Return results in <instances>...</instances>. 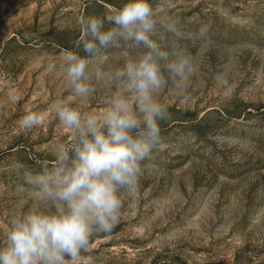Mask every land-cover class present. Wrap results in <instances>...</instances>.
I'll return each instance as SVG.
<instances>
[{
  "label": "rangeland",
  "instance_id": "374dc122",
  "mask_svg": "<svg viewBox=\"0 0 264 264\" xmlns=\"http://www.w3.org/2000/svg\"><path fill=\"white\" fill-rule=\"evenodd\" d=\"M125 2L0 0V227L31 205L25 173L49 164L67 135L51 115L30 132L18 127L27 109L66 96L63 74L45 72L46 61L65 49L84 55L74 46L77 18ZM157 11L176 22L160 42L191 53L196 72L186 99L162 92L170 118L160 122L161 145L124 194L119 223L94 237L88 255L93 264H264V0H163ZM123 54L93 62L92 107L109 91L102 73Z\"/></svg>",
  "mask_w": 264,
  "mask_h": 264
},
{
  "label": "clouds",
  "instance_id": "9594fccd",
  "mask_svg": "<svg viewBox=\"0 0 264 264\" xmlns=\"http://www.w3.org/2000/svg\"><path fill=\"white\" fill-rule=\"evenodd\" d=\"M162 6L126 0L103 17L80 16L74 46L84 55L65 49L59 62L46 61L45 72L63 74L66 96L46 111L27 109L18 127L30 132L51 115L67 135L53 145L49 164L25 173L32 203L0 227V264H93L94 237L119 223L124 194L138 185L143 163L161 145L160 122L170 118L162 92L186 99L196 72L191 53L160 42L161 30L176 31L158 13ZM128 46L140 51L132 55ZM109 50L124 54L102 73L109 91L94 108L93 62ZM216 79L227 83L219 73ZM8 99H21L14 87Z\"/></svg>",
  "mask_w": 264,
  "mask_h": 264
}]
</instances>
